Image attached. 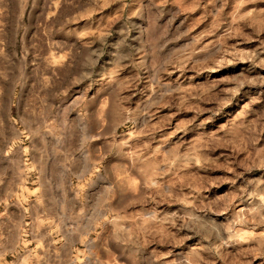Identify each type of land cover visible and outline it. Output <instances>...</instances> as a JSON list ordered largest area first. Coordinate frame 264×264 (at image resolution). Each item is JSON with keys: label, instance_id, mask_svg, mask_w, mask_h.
Listing matches in <instances>:
<instances>
[{"label": "rangeland", "instance_id": "374dc122", "mask_svg": "<svg viewBox=\"0 0 264 264\" xmlns=\"http://www.w3.org/2000/svg\"><path fill=\"white\" fill-rule=\"evenodd\" d=\"M0 264H264V0H0Z\"/></svg>", "mask_w": 264, "mask_h": 264}]
</instances>
